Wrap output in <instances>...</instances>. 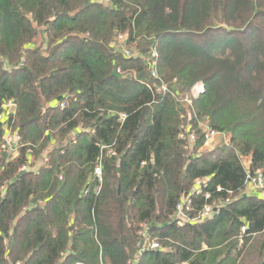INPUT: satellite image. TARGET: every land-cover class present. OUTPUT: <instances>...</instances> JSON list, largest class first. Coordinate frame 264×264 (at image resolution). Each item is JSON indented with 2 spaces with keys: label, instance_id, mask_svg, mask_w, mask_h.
Instances as JSON below:
<instances>
[{
  "label": "trees",
  "instance_id": "16d2710c",
  "mask_svg": "<svg viewBox=\"0 0 264 264\" xmlns=\"http://www.w3.org/2000/svg\"><path fill=\"white\" fill-rule=\"evenodd\" d=\"M8 101L0 264H264V200L246 193L264 171V0H0V116ZM202 121L227 140L202 152Z\"/></svg>",
  "mask_w": 264,
  "mask_h": 264
},
{
  "label": "built area",
  "instance_id": "2783aa9c",
  "mask_svg": "<svg viewBox=\"0 0 264 264\" xmlns=\"http://www.w3.org/2000/svg\"><path fill=\"white\" fill-rule=\"evenodd\" d=\"M93 2H98L101 4H108V0H92ZM120 42L122 43L125 40L124 36H120L119 37ZM122 52L129 56V51L127 49H121ZM153 58H157L158 55L156 52H153L152 54ZM155 65V62L154 64ZM117 72L120 74V70H117ZM152 76L156 77L157 74L155 71L152 72ZM168 87L163 84L161 86L160 92L162 93H167ZM204 92V84L203 83H198L197 85H195L192 89H191V96L190 97H186V98H181L180 100L186 105V106H191L192 104V100L198 98L201 94H203ZM189 95V94H188ZM58 106L61 109H64L66 104L64 101H61L58 103ZM4 114L0 116V120H3L4 118H6V116L10 113H13L14 108H15V104L13 101H8L4 106ZM121 121H124L126 119V115L122 114L121 116ZM200 127L204 133L205 139H206V144L205 146H208L210 144H212L213 142L217 141L218 137L223 138L224 140H227L226 137H222L221 134H219L218 132H216L215 130H212L209 125L207 124L206 121H202L200 123ZM72 144H76L77 143V137L76 134L73 133L70 138L68 139ZM195 142V136H191V142ZM20 142V137L17 133L15 134H6L5 138H4V144H2L1 150L4 152H13V154L17 153V146ZM56 142H52V144L50 145V147L52 145H55ZM62 149V148H61ZM102 150H106L108 156L110 157H115L117 154L115 152V150L112 147H102ZM63 153V151H62ZM49 162V157L47 155H43L42 156V162H41V166L44 167L46 164H48ZM142 165H145V163H142ZM29 167H23V170H28ZM39 171V170H38ZM95 178L96 180L99 182V186L96 190V193L98 194L101 190V185L103 182V164H102V158L99 159V161L97 162L96 166H95V172H94ZM58 179L60 181L63 180V176L59 175ZM198 187L203 185V182L198 181L197 183ZM197 187V193H200V189ZM85 194L88 193V191L84 192ZM246 193L250 194L252 196H257L260 199L264 200V171L263 170H257L254 174H249V183L247 185L246 188ZM208 197V196H207ZM230 200H226V202L224 204H229ZM41 205H43L44 203L40 202ZM191 204L192 201L189 198H183V200L177 205L176 207V219L180 220L181 223L186 221L187 215H186V211L191 209ZM218 212V206L216 207H206L203 212L200 214V218L196 219V222L199 223H203L205 221H209L211 220L214 215ZM247 231H248V227L244 226L241 229V233L240 236L238 237L239 240V244L240 246H243L245 244V238L248 236L247 235ZM143 248L147 249L148 247H150L151 249H160V246L158 243H152L149 244V237L146 236V234L143 235Z\"/></svg>",
  "mask_w": 264,
  "mask_h": 264
},
{
  "label": "crops",
  "instance_id": "0c3cea01",
  "mask_svg": "<svg viewBox=\"0 0 264 264\" xmlns=\"http://www.w3.org/2000/svg\"><path fill=\"white\" fill-rule=\"evenodd\" d=\"M3 120L6 121V118H4ZM216 143H218V141L213 142L212 144H210V145H208V146H204V148H203L204 152H206L208 149H212V147H213ZM55 146H56V145H52L51 147H49V148H48V152H49V151H52V150L54 149L53 147H55ZM41 162H42V157H41V158L35 163V166L33 167V170H36V171L40 170V169L42 168V166H41Z\"/></svg>",
  "mask_w": 264,
  "mask_h": 264
},
{
  "label": "rangeland",
  "instance_id": "374dc122",
  "mask_svg": "<svg viewBox=\"0 0 264 264\" xmlns=\"http://www.w3.org/2000/svg\"><path fill=\"white\" fill-rule=\"evenodd\" d=\"M37 41H40L41 42V38H38V40ZM189 94V95H188ZM188 94H186L183 98H186V97H190L191 96V90H190V92L188 93ZM220 139H221V137H218L217 138V141L218 142H220ZM221 140H223V139H221ZM56 146H57V143L55 144ZM55 146V147H56ZM55 147H53V148H55ZM202 152H204V150L202 151ZM42 157V156H41ZM259 239H263V236L262 235H259V236H257L254 240H259Z\"/></svg>",
  "mask_w": 264,
  "mask_h": 264
},
{
  "label": "water",
  "instance_id": "95a60500",
  "mask_svg": "<svg viewBox=\"0 0 264 264\" xmlns=\"http://www.w3.org/2000/svg\"><path fill=\"white\" fill-rule=\"evenodd\" d=\"M15 104H17V103L15 102ZM25 173H27L26 170L21 171V172L19 173V175H18L16 178L13 179V182L16 183V182L20 179V177H21L22 175H24ZM118 191H119V193H120V191H121V186H120V185H119Z\"/></svg>",
  "mask_w": 264,
  "mask_h": 264
}]
</instances>
